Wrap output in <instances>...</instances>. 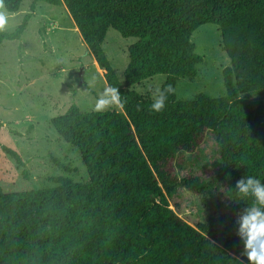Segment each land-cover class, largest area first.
I'll return each mask as SVG.
<instances>
[{"label": "trees", "instance_id": "1", "mask_svg": "<svg viewBox=\"0 0 264 264\" xmlns=\"http://www.w3.org/2000/svg\"><path fill=\"white\" fill-rule=\"evenodd\" d=\"M24 1L3 4L16 13ZM39 1L66 6L123 106L85 113L74 104L51 119L80 149L88 180L58 177L53 188L18 192L0 187V264L248 263L235 219L253 201L234 190L244 175L264 182V0H33L22 23L0 33V46L21 39ZM205 24L219 27L231 61L223 72L226 95L179 100L178 82L195 79L203 62L191 38ZM110 28L137 39L124 81L103 47ZM159 74L166 76L162 88L172 84L175 92L154 112L152 100L131 87ZM209 131L219 169L207 181L179 178L175 161L195 153ZM3 148L24 166L16 151ZM214 186L227 196L226 212L197 227L169 206L180 188L204 195Z\"/></svg>", "mask_w": 264, "mask_h": 264}, {"label": "rangeland", "instance_id": "2", "mask_svg": "<svg viewBox=\"0 0 264 264\" xmlns=\"http://www.w3.org/2000/svg\"><path fill=\"white\" fill-rule=\"evenodd\" d=\"M33 3L25 0L18 12L10 13L2 0L0 9L6 10L8 16L0 33L14 31L31 11ZM191 41L203 62L195 79H180L177 98L192 100L202 93L213 98L225 96L223 72L231 67V61L224 50L219 27L205 24L194 31ZM135 42L136 38H124L115 29L107 32L103 47L121 81L129 63L128 48ZM95 60L64 4L35 3L21 39L3 41L0 46V187L4 192L53 188L58 185L55 182L58 177L74 182L88 180L80 149L59 136L51 119L65 114L74 104L82 112H95L96 98L107 85ZM165 79V75L159 74L131 89L152 100L149 89L162 88ZM244 98L250 103L257 100ZM105 110L122 112L119 105ZM3 147L16 151L24 166L18 165ZM218 150L209 131L195 153H186L181 161L179 158L175 161L177 176L195 175L209 180L221 165ZM226 204L227 196L220 186H214L204 195L180 188L169 199L170 208L193 227L210 216L223 215Z\"/></svg>", "mask_w": 264, "mask_h": 264}, {"label": "clouds", "instance_id": "3", "mask_svg": "<svg viewBox=\"0 0 264 264\" xmlns=\"http://www.w3.org/2000/svg\"><path fill=\"white\" fill-rule=\"evenodd\" d=\"M2 3V0H0ZM6 10L0 9V29L7 23ZM152 102L150 109L160 112L165 107L168 95L175 92L172 84L163 88H150ZM118 88L106 85L96 98L93 111H103L112 105L123 106ZM242 197H251L252 204L237 214L236 234L243 243V255L248 264H264V182L252 175H244L236 181L235 190Z\"/></svg>", "mask_w": 264, "mask_h": 264}, {"label": "bare ground", "instance_id": "4", "mask_svg": "<svg viewBox=\"0 0 264 264\" xmlns=\"http://www.w3.org/2000/svg\"><path fill=\"white\" fill-rule=\"evenodd\" d=\"M95 64H96V67H97L98 71L100 72V74H101L102 77L104 78L103 73H102V71H101V69H100V67H99V65H98V63H97L96 60H95ZM104 80H105V78H104ZM105 82H106V80H105ZM106 83H107V82H106ZM107 85H108V84H107Z\"/></svg>", "mask_w": 264, "mask_h": 264}, {"label": "water", "instance_id": "5", "mask_svg": "<svg viewBox=\"0 0 264 264\" xmlns=\"http://www.w3.org/2000/svg\"><path fill=\"white\" fill-rule=\"evenodd\" d=\"M80 74H82V70H81Z\"/></svg>", "mask_w": 264, "mask_h": 264}]
</instances>
